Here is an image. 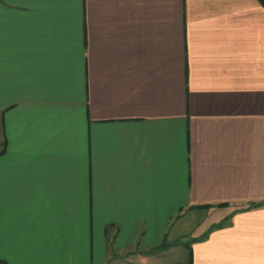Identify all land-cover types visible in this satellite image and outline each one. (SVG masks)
<instances>
[{"label":"crops","instance_id":"1","mask_svg":"<svg viewBox=\"0 0 264 264\" xmlns=\"http://www.w3.org/2000/svg\"><path fill=\"white\" fill-rule=\"evenodd\" d=\"M0 260L264 264L261 1L0 0Z\"/></svg>","mask_w":264,"mask_h":264},{"label":"rangeland","instance_id":"2","mask_svg":"<svg viewBox=\"0 0 264 264\" xmlns=\"http://www.w3.org/2000/svg\"><path fill=\"white\" fill-rule=\"evenodd\" d=\"M203 217H204V213L202 212L195 214L192 219H189L186 229L190 231H192L193 229L195 230L198 224L202 221Z\"/></svg>","mask_w":264,"mask_h":264},{"label":"trees","instance_id":"3","mask_svg":"<svg viewBox=\"0 0 264 264\" xmlns=\"http://www.w3.org/2000/svg\"><path fill=\"white\" fill-rule=\"evenodd\" d=\"M260 1L264 5V0H260ZM0 264H8V263H6L5 261L0 260Z\"/></svg>","mask_w":264,"mask_h":264}]
</instances>
